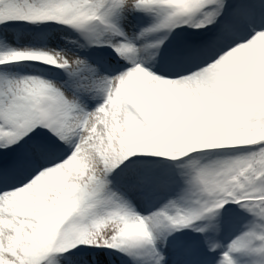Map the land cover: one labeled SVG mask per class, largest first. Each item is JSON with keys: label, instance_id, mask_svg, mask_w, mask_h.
I'll return each mask as SVG.
<instances>
[{"label": "snow or ice", "instance_id": "obj_1", "mask_svg": "<svg viewBox=\"0 0 264 264\" xmlns=\"http://www.w3.org/2000/svg\"><path fill=\"white\" fill-rule=\"evenodd\" d=\"M0 264H264V0H0Z\"/></svg>", "mask_w": 264, "mask_h": 264}]
</instances>
